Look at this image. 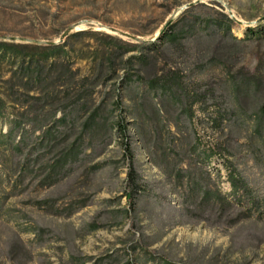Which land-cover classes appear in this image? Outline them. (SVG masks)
<instances>
[{
  "label": "rangeland",
  "instance_id": "374dc122",
  "mask_svg": "<svg viewBox=\"0 0 264 264\" xmlns=\"http://www.w3.org/2000/svg\"><path fill=\"white\" fill-rule=\"evenodd\" d=\"M262 15L264 0H0V39L28 43L0 51V130L28 114L29 94L38 90L23 72L37 58L42 60L32 44L67 42V52L50 54L44 61L50 68L47 82L54 100L66 91L69 96L81 84L83 90L91 89L93 58L110 54L113 62H103L100 83L88 99L95 103L109 85L114 87L102 103L103 112L113 120L120 115L126 120L134 164L143 178L132 218L121 195L127 185L122 135L113 128L107 149L96 157L106 161L85 181L80 174L73 183V191L86 199L91 196V203L64 216L45 205L48 191L36 185V178L17 179L8 169V153L0 147V264H156L162 256L185 264H264V131L253 132L250 119L224 124L207 97L227 90L228 69L253 70L263 45L229 35L196 41L208 18L230 23L231 34L241 38L245 25ZM195 17L199 24L187 30ZM167 26L176 36H166L157 45L138 43L154 39ZM79 29L83 31L70 35ZM126 47L130 50L121 58L134 55L123 62L117 53ZM62 59L77 68L73 78L60 73ZM51 60L55 62L48 65ZM122 66L127 75L125 85L118 86L123 106L119 110L113 99ZM86 73L88 78L79 80ZM135 78L137 92L132 86ZM162 82L171 85L181 103L171 96L162 105L156 94ZM153 101L158 114L151 109ZM181 107L189 122L176 133L175 115ZM153 120L161 125L157 139L150 127ZM166 128L175 132L177 147L182 144L187 150L184 162L196 161L208 172L210 187L222 195L231 190L229 200L238 201L235 211L226 208L216 219L196 208L188 217L191 221H179L180 194L162 173ZM155 155L160 164L152 160ZM228 169L239 179L234 189ZM57 195L51 196L61 206L67 197ZM92 226L97 227L89 229Z\"/></svg>",
  "mask_w": 264,
  "mask_h": 264
},
{
  "label": "trees",
  "instance_id": "16d2710c",
  "mask_svg": "<svg viewBox=\"0 0 264 264\" xmlns=\"http://www.w3.org/2000/svg\"><path fill=\"white\" fill-rule=\"evenodd\" d=\"M196 19L197 17L189 22L190 27H186L187 30L191 31L192 26L199 24ZM167 28L159 31L154 39H143L138 43L140 46H144L146 43L157 45L156 42H159L166 36H176L172 26H167ZM230 28L231 25L228 22L208 18L203 21L200 33L201 39H196V41L201 44L203 41L207 42L211 37L220 35L224 39L226 35H229L231 39H244L248 42L262 44V53L257 56L256 65L253 70L231 71L228 69L229 87L227 90L220 94L213 92L207 97L213 101L219 120H224V124L225 122H234L239 125L244 124L246 119H250L252 120V131L260 134L264 131V18L254 23L246 24L241 38L232 35ZM82 31L83 29L75 30L70 35L78 34ZM66 44L65 40L57 42L43 40L40 44H32L36 48H39V55L42 60L37 58L34 61L33 67L30 69V64H28L25 66L23 72L24 77L32 81L34 80L39 85L38 90L33 94H29L30 100H27V103L30 111L28 114L16 117L5 131L0 130V147L8 153V169L12 171L18 180H22L21 176L24 175L36 178V185L46 188L48 191V198L44 199L45 205L55 213L64 216L70 215L84 205L91 203V196L86 199L84 196L79 195L80 193L73 191V183L75 178L80 174H84L85 179L83 181H85L89 172L100 167L106 161L105 158L96 159V157L107 149L112 129L114 128L122 135V155L127 163L124 178L127 185L123 187L121 195H124L128 205L125 211L133 218V215L137 211V189L143 178L137 173L134 164L126 120L122 115L113 120L103 112L102 103L114 87L109 85V88L104 91V95L95 103H92L88 99V96L92 92L91 89L100 83L99 75L102 72L103 62L112 63L113 58L110 54L106 57L99 56L98 58H93L92 70L95 72L93 73L91 89L83 90L80 88L81 84L75 87V91L70 93L69 96H67L69 92L66 91L60 98L54 100L52 98L53 89L49 88L47 82L48 77H50V68H45L46 64L44 61L50 54L60 55V52H67L65 48ZM25 45H28V43L0 39V51ZM128 50L130 48L126 47L117 53V56L123 62L134 55L129 54L125 58H121L122 54ZM31 61V58H29L28 62ZM54 62L55 60H51L48 65ZM60 64L64 65L60 73L66 71V74H69V79L73 78L75 73H77V68H71L69 64L64 63V59L60 60ZM121 69H123V73L118 80L120 83L118 82L115 87L116 92L113 99V104L119 110L123 106L118 86L125 85L124 80L127 75L126 66H122ZM88 75V73L81 75L79 80H86ZM157 78H153L150 82H156ZM138 85V79L135 78L132 81V86L136 92L138 91ZM159 85L161 89L156 88V94L158 98L162 97V105L166 106L167 100L171 96L175 97L178 103H181V98L174 96L175 93L171 85L166 82H162ZM156 103L153 101L151 109L158 114L160 108ZM188 122L189 116L184 108L181 107L175 115L174 125L176 133L181 127L185 128ZM26 124H29L30 127L28 128ZM150 127L155 134V138H159L161 133L160 122L153 120ZM166 129L168 140L166 146L162 145L160 154L162 173L167 180L173 183L175 190L180 194L181 208L177 212L179 221H191L188 217L194 214L196 208L199 209L200 213H205L204 217L214 215L216 219L225 214L226 208L230 209L228 210L229 213L235 211L237 209L235 202L237 203L238 201L229 200L228 196L231 197L232 195L231 190L227 194L222 195L218 189L210 187L207 181L209 178L208 172L196 161L184 162L183 156L187 155V150L182 144L181 147H177L174 141L176 139L175 132H172L169 128ZM163 131L164 126L162 123V135ZM152 160L156 164H160L157 161V155L153 156ZM227 177L230 189L237 187L239 179L230 169L227 171ZM55 193L59 195V198L67 197L63 205L57 206L54 204L51 195ZM167 205L172 209L173 206L169 202H167ZM241 216L245 217L247 214ZM131 221L133 222V220ZM96 227L92 226L89 229H95ZM156 264L185 263L180 261L171 262L162 256V259Z\"/></svg>",
  "mask_w": 264,
  "mask_h": 264
},
{
  "label": "water",
  "instance_id": "95a60500",
  "mask_svg": "<svg viewBox=\"0 0 264 264\" xmlns=\"http://www.w3.org/2000/svg\"><path fill=\"white\" fill-rule=\"evenodd\" d=\"M264 18V16L262 15V16H260L259 18H258V20H261V19H263ZM257 20V21H258ZM66 31H68L67 29L66 30H64L63 32H62V34L64 35L65 33H66ZM53 42V41H52Z\"/></svg>",
  "mask_w": 264,
  "mask_h": 264
}]
</instances>
